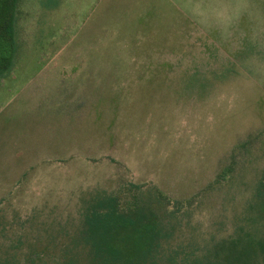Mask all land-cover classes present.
<instances>
[{
	"label": "rangeland",
	"instance_id": "obj_1",
	"mask_svg": "<svg viewBox=\"0 0 264 264\" xmlns=\"http://www.w3.org/2000/svg\"><path fill=\"white\" fill-rule=\"evenodd\" d=\"M14 19L0 264H92L87 205L134 192L153 264L264 241V0H19Z\"/></svg>",
	"mask_w": 264,
	"mask_h": 264
},
{
	"label": "trees",
	"instance_id": "obj_2",
	"mask_svg": "<svg viewBox=\"0 0 264 264\" xmlns=\"http://www.w3.org/2000/svg\"><path fill=\"white\" fill-rule=\"evenodd\" d=\"M18 1L0 0V76L12 67L16 48L14 12ZM258 193L264 210V174ZM156 201H160L158 196ZM140 203L139 193L134 192L129 200L110 195L87 205L80 240L91 247L92 264H153V247L160 232L159 219L153 210ZM223 246L229 251L226 264H246L256 259L258 251L264 252L262 240L248 239L243 246L231 240ZM203 264L222 263L212 260Z\"/></svg>",
	"mask_w": 264,
	"mask_h": 264
}]
</instances>
